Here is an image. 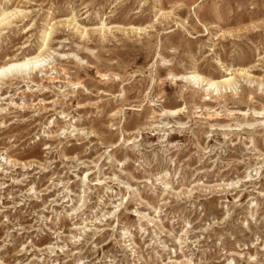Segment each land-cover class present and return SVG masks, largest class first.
Masks as SVG:
<instances>
[{"label": "rangeland", "instance_id": "obj_1", "mask_svg": "<svg viewBox=\"0 0 264 264\" xmlns=\"http://www.w3.org/2000/svg\"><path fill=\"white\" fill-rule=\"evenodd\" d=\"M2 19L0 264H264V0Z\"/></svg>", "mask_w": 264, "mask_h": 264}, {"label": "bare ground", "instance_id": "obj_2", "mask_svg": "<svg viewBox=\"0 0 264 264\" xmlns=\"http://www.w3.org/2000/svg\"><path fill=\"white\" fill-rule=\"evenodd\" d=\"M3 21V19L0 21V23ZM40 56H37L35 58H29V59H24L22 62L21 61H10V62H7V63H4L2 65H0V73L6 71V70H9L13 67H17V66H22V65H25L27 63H30L32 61H35L36 59H38ZM197 78V77H195ZM232 83V79H224L222 80L221 82L219 83H210L209 85L210 86H213V87H218V86H230ZM171 108V107H170ZM181 110H167V109H164L162 111L163 115H178L180 113ZM261 113L257 112L256 115H260Z\"/></svg>", "mask_w": 264, "mask_h": 264}]
</instances>
